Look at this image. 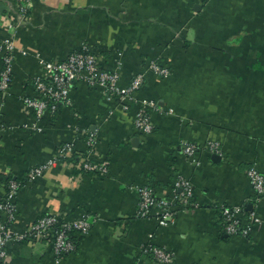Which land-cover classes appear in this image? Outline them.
I'll return each instance as SVG.
<instances>
[{"label":"crops","instance_id":"0c3cea01","mask_svg":"<svg viewBox=\"0 0 264 264\" xmlns=\"http://www.w3.org/2000/svg\"><path fill=\"white\" fill-rule=\"evenodd\" d=\"M14 7L0 0V41L11 39L17 49L10 87L0 93V174L24 180L10 228L23 232L46 213L98 221L61 260L40 241L10 245L0 264H135L150 235L174 253L172 264H264V198L254 207L246 176L252 167L264 175V0H31L26 24L11 29ZM83 44L102 69L118 70L120 86L144 74L136 97L162 110L151 114V134L136 132L133 111L109 115L112 105L84 83L73 88L70 107L42 122V132L22 128L30 114L21 98L34 96L39 61H64ZM155 59L169 69L167 78L147 70ZM87 128L97 132L93 156L107 164V176L63 164L25 181L62 143L84 150L75 135ZM184 143L203 149L198 164L183 155ZM209 143L219 153H209ZM176 174L192 183L197 208L178 212L167 228L135 219L138 197L129 187L149 185L168 196ZM222 204L254 209L262 223L247 238L227 236Z\"/></svg>","mask_w":264,"mask_h":264},{"label":"built area","instance_id":"2783aa9c","mask_svg":"<svg viewBox=\"0 0 264 264\" xmlns=\"http://www.w3.org/2000/svg\"><path fill=\"white\" fill-rule=\"evenodd\" d=\"M15 4L11 10L9 28L26 24L28 9L31 0H10ZM17 49L11 39L0 41V93L8 91L12 81V70ZM19 54L26 55L23 50ZM40 73L33 77L32 86L34 96L21 98L28 113L30 121L22 124V128L35 133L42 132V122L56 117L60 109L71 106L70 94L77 83H84L90 88L99 89L104 99L112 105L109 115L115 111L126 113L133 111V127L141 135L153 132L152 113H161L162 110L156 102L147 99H138L136 94L144 84V74L134 75L129 83L120 86V73L118 70H104L99 64L92 49L83 44L79 50L71 52L64 61L40 60ZM147 70L159 78H167L169 69L162 66L158 60L149 61ZM173 111L167 110L170 114ZM0 116V139L6 131ZM76 140L83 142V149L79 150L71 141L62 143L54 155L47 161L28 169L27 182H34L43 177L57 165L68 164V159L77 153L78 169L82 173H91L101 177L108 175L107 164L103 160L94 158L93 151L98 143L97 132L90 128L77 130ZM209 153H219L218 145L209 143L206 146ZM203 150L192 143H184L183 155L193 164H198L197 155ZM71 165V164H70ZM81 165V166H80ZM253 192L252 203L256 207L264 198V175L255 167L246 173ZM23 181L11 177L5 186H1L0 193V261L8 256L7 248L20 243L45 241L51 245L54 258L58 261L65 255L74 253L77 249V238L84 237L97 223L98 218L86 214L74 219H67L58 214L46 213L31 223L23 232H17L10 227L16 219V196ZM129 190L138 197L135 210V219H154L158 226L169 227L178 212L197 208L192 183L183 175L176 174L169 187L168 196L159 197L149 185L130 186ZM218 216L222 231L227 236H240L247 238L256 226L262 223L258 213L253 209L249 213L242 207L220 205ZM174 253L165 247L158 246L153 236L139 247V257L135 264H172Z\"/></svg>","mask_w":264,"mask_h":264},{"label":"trees","instance_id":"16d2710c","mask_svg":"<svg viewBox=\"0 0 264 264\" xmlns=\"http://www.w3.org/2000/svg\"><path fill=\"white\" fill-rule=\"evenodd\" d=\"M78 154L77 153H74L69 159H68V163L69 164H71L72 166H73V169H75V171L76 170H78L76 173H82L81 172V169H78L77 168V165L79 164V158H78ZM81 166V165H80ZM85 174H91V173H85ZM11 177L9 176V174H3V173H1L0 174V185H3V186H5L6 185V183L8 182V180L10 179ZM18 181H23V179L21 180V179H18V178H16Z\"/></svg>","mask_w":264,"mask_h":264},{"label":"water","instance_id":"95a60500","mask_svg":"<svg viewBox=\"0 0 264 264\" xmlns=\"http://www.w3.org/2000/svg\"><path fill=\"white\" fill-rule=\"evenodd\" d=\"M218 159H219L218 156H214V155L212 156V160H213V161H216V160H218Z\"/></svg>","mask_w":264,"mask_h":264}]
</instances>
